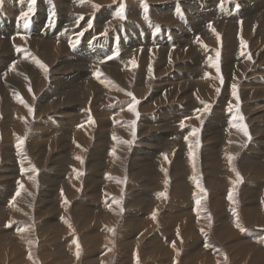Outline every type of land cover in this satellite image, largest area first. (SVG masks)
<instances>
[{
  "label": "rangeland",
  "instance_id": "rangeland-1",
  "mask_svg": "<svg viewBox=\"0 0 264 264\" xmlns=\"http://www.w3.org/2000/svg\"><path fill=\"white\" fill-rule=\"evenodd\" d=\"M10 1L8 2L7 0H0V22H1V24H2V22L5 24V21L8 22V20H9L5 17L6 12H4V10H7L6 8H8L11 11L14 10L13 12H18V10L14 7L15 4L17 5L18 3L20 4V2L21 3L29 2L27 0H16V1L12 0L13 2L12 1L10 2ZM35 1L38 2L39 4L44 3L47 6L46 12L44 10H42L39 7V5H38V8H35L33 10L30 9V6H27V8L25 10H23L22 12H20L17 15L13 14L10 11V13H7L8 16H11L12 18H14L16 15V17H15L17 19L16 24L19 25L21 28L23 27L22 29H23L24 33L19 34L18 36L13 35V32L15 31L14 27H10L7 25H0V35H2L1 39L2 40H7V39L9 40L10 39V41H14L15 37L16 38L20 37V38H25L26 40H28V37L33 36L36 33H37V37H38V33H40L41 28L43 29V30L41 29V31H44L48 25H51V26L57 28L58 27V21L60 19L64 20V16H65L66 19L64 20L62 27H66L65 29L67 31L75 32V35H71V37L76 36V37H74V39H76V42H77L76 44H79V45H77V46L74 45L71 47V49H69L70 48L69 45L68 46L63 45L62 47H64L65 50L70 55L72 54L71 56L76 59V60H72V61H75L74 63L76 65L78 63L81 64V62H82V65L85 66L88 63H95L96 62L100 66H103V65H105V63L108 59H111L112 57L117 58V57L122 56L123 52L119 47L120 42H121L120 34H122L123 37L125 35H129V36L132 35L133 36L135 34H139V35L142 34L141 35V37L143 38L142 40H144L145 37L149 36V38H152V41L155 40L156 38H158V36H160V35H165L168 37L167 39L169 40L170 35L173 33V31L176 28H178L179 31L175 34L177 35V37L180 36V33L183 29V25H185V26L188 25L187 22H184L182 25V22H183V18L186 16V10L189 9V7H188L189 5H186V3L189 4L190 2L195 4V7H193V5L190 6L193 11L195 9L197 11L200 10L199 8L201 6V3L209 5V10L215 11V12H212V16H213L214 20L212 19L211 23H213L215 20H217L216 22H225V24H226V23H228L227 21L229 20V18H233V17L235 18L236 21L238 20L237 21V24H238L237 31L238 30L239 31L236 33V38L238 39L239 46L235 43L233 45H231L230 44L231 41L226 43V41H224L225 33H222L221 31H219L217 29H215L213 32V37H214V44L213 45H211L210 43L208 44L205 39L203 40L202 31H200V30L198 31L195 28L192 29V31L190 30V33H191L192 38H193V39H191V42L194 44L197 43V46L199 43L198 48L201 49V51H202L201 54L199 55V57H201V59L199 61L195 60L196 57H194L193 58L194 60H192V62L193 61L194 62H200L201 61V67H200L201 71L199 74L200 82L202 81L201 85L204 84V85L208 86V84H207L208 81L213 83L210 86L211 89H210V92L208 93V96L207 97L205 95L201 96V93H199V92H201V91H199V87H196V88H192L193 90L187 94H184V91H182L180 96H178V95L174 96L173 98H171V100L157 102V103H154L151 106V108L150 107L145 108L144 105H147L146 99H148L151 95L150 90L147 91L145 94L141 95L140 97L137 96L133 90L132 91L131 90L130 91L125 90V93L127 95L125 97V98H127L126 100H124V101L121 100L119 102L111 100L109 105L114 107V108H117L118 106H119V108H123L126 106L127 107L131 106L130 108L136 107L134 110V114L132 115L131 118L124 116V120H122V122L119 123V124H130V125H132L131 126L132 129L129 132L130 134H128V136L123 135V134L122 135L117 134L115 132V129H114L116 125L113 126V124H111L109 131H107V129H105L106 133H104L105 134L104 138H100L99 140H96V137H97L96 134L91 136V137H88L90 144L91 145L94 144V146H92L91 149L90 148L86 149V147L83 148V146L81 144L77 143L78 137H82V136H76L74 134L66 135L64 137V139L55 142V144L53 145L52 154L50 155V157L48 156L49 153L44 148L42 149V151H38L37 148L31 149L29 147L30 136L33 135L30 132H27L24 134L23 133L18 134L17 138L12 137V136L8 137L7 140H15L14 143L16 145V148H14L15 150L13 152H14V158L16 160H6L4 158L5 150L1 146V148H0V173H1V175H0V192H3V193L0 194L2 196V197H0V242H2L0 244H2L3 246H5V243H7V244L11 243L13 246L15 245V248H14L15 251H13V253H12L13 255L19 251V249L17 248L18 246L23 247L25 250H27V255H29L30 258L35 259L33 261H37V263L39 262L38 264H45V263H42V260H43L42 259L43 255L41 254L42 251H43V253H45V251H48V250L52 251V249L54 250L57 248H59V249L61 248L63 251L64 250L65 251L71 250L72 253L74 252V250L76 251L77 249L80 248L79 250H82V251H79V252H82L87 259L86 261H88L85 263L80 262V264H141V263L142 264H157L158 262L161 264L162 263L163 264H179V259H180V261H184V260H181L183 257H187L188 259H190V262L186 261V262H188V264H223V263L224 264H254V262H255V264H264V254H263V252H264V220L256 221L257 219L253 218L252 212H249V211L243 212V207L245 205V202L247 201L244 197L248 196L249 189L251 191H256V189H253L254 187H256V185L260 186L262 184L261 185L262 189L260 191L261 195L259 196L258 203L256 200H255V202H252V203H255L257 205L262 204L261 206H264V201H263L264 200V177H263L264 174L257 172V169L264 167V157H263V154H262V156L256 155V154H258V148H260L261 145H263V143H264L263 142L264 130H263V128H257L258 131L254 132L251 129L255 125L264 126V118L263 117L257 118L256 121L261 122V124H256V123L250 121V115L252 114V112L249 111V109L247 108V105L250 106V104L247 103V100L244 97V93L248 92V91H253V90H250L251 86H244V83H242V82L240 83V81L243 79L245 80V78L247 76L246 77L245 76H239L238 73L234 72V73H231V75H235V76H232L231 80H230L231 75L228 77V74H226L227 72L225 70L226 69L225 68V62L227 64H231L230 60H232V63L238 65V63L245 62V61H247V59H249V61H251L253 63L251 69L253 67L259 66L256 63L257 60L255 57V54H257V51H255L256 50L255 47L253 49H251V44H250L251 42H254V39L251 38L250 40H248L245 37V35H246L245 31H246V33H251V35H252V33H254V31L257 30L256 28L259 26V23L257 21H255L254 22L255 24L250 27V29H251V31H250V29L248 30L244 26V23H245L244 20L248 21V20L254 18L253 15H254L255 9L264 10V0H246V3H242V4L240 1H239L240 4L237 3V0H209V4H208V0H197L196 3H195V1H191V0H181L185 4H183V3L181 4V1H179L180 6L178 4H176L179 7L178 6L175 7L176 10L174 9L173 14L171 13L170 10H164L162 13H159V15L161 17L154 15L156 12H159V11H156L155 9H153L154 7H152V5L153 4L160 5L161 3H163V0H154V1L149 0L150 3L148 0H137L135 2L136 8L133 7L131 9H130V4H129L128 0H110L111 2L108 1L105 4V6L101 5L99 3H95V0H92L96 4V10L97 11L96 10L90 11L86 15L85 14L81 15L80 13H78L79 14L78 16L81 17L82 19L80 18V20L77 21L78 23H76L75 21H71L72 25L70 24V22L68 20V12H71V11L67 10V12L64 13L65 15L64 14L60 15L58 12L59 11L58 6L54 5L55 0L54 1H48V3L46 2L47 0H35ZM75 1H77V0H75ZM202 1H204V2H202ZM168 2L169 1H166V3H168ZM199 2H200V4H199ZM253 3H254V5H253ZM8 4L9 5L11 4L12 7L9 6ZM234 4H235V8L231 10V13L229 14V16H227L228 18H225V7H227L229 9ZM257 4H259V5H257ZM3 5H5L6 7ZM114 5H116V7H114ZM216 5H217V7H216ZM229 5H230V7H229ZM260 5H263V6H260ZM121 6L124 7V18H120L117 15H115L114 17H111L112 16L110 14L111 11H108L109 7H111V8L114 7L115 11H117V13H118ZM55 7H56V9H55ZM70 7L72 9L71 13H74L76 11V7H75L73 2L72 3L70 2ZM99 17H101V18H103V17L107 18L108 17V20L109 19L112 20V18L114 19L116 17L117 19H119V21L117 24L113 25L111 27V29H109L108 31L101 32L98 30V26H97L98 24H95L96 20L97 21L101 20V19H99ZM223 17H224V19H223ZM2 18L5 21H3ZM163 18L165 20L166 19L167 20L163 21L162 20ZM31 19H32V21H31ZM105 19H104V21H105ZM154 20H156V22L159 24H153ZM21 21H22V24H21ZM104 21H101L102 22L101 24H103ZM164 22H168L169 26H163L164 24H166ZM25 23L26 24L28 23V24L26 25ZM41 23H43V25H40ZM239 24H241V25H239ZM22 25H25V26H22ZM38 26H41V28ZM209 29H210V26H209V28L207 27V30H209ZM27 30H29V31H27ZM140 32H142V33H140ZM93 33H94V35H93L94 38L90 39L89 34H93ZM238 33H239V35H238ZM93 36H91V37H93ZM104 36H111L112 38H110V39L117 46V48L115 46L114 49L112 50V53L109 54L110 58L108 57V58L104 59L105 62H103V60L100 59V57H101L100 51H104V48L106 45L105 41H104L105 40ZM198 37L200 39H198ZM88 38H89V40H88ZM233 38H234V36H233ZM261 39H262V35L259 39L260 43H261ZM181 40H183V37L181 38V36L176 38V42L178 41L179 45L182 42ZM89 41L92 42V47H94L96 44L98 46H95V48H99L100 50L96 53L94 51V53H91L92 55L89 54L87 56L86 54L84 55V53L81 52L82 50H80V49L84 46L83 44H86V42H88L87 44H90ZM47 43H49V42H47ZM102 43H103V45H102ZM249 44H250V46H248ZM17 46H19L18 47L19 49L18 50L16 49L17 50V51H15L16 53L18 52L21 55L23 53H32L31 49H29V47H24L22 44H18ZM188 47H190V46H187V48ZM152 49L153 48L149 49L148 55L152 56V54L154 53ZM230 49H231V52H229ZM76 50L79 53H76L77 52ZM163 50H165V48ZM142 51H143V49L139 50L137 53L132 54L131 60L134 59L133 64L138 63V65H139L140 60L142 58V54H143ZM150 51H151V53H150ZM67 52H65V53H67ZM80 52L82 53V55H80L81 54ZM217 53H219V57L217 56ZM79 55L81 57H79ZM82 56L85 57L86 59L88 58L87 60L85 59L87 62L82 59ZM136 58H138L139 60ZM219 58H220L221 62H220ZM235 59L237 60V62H235ZM136 60H137V62H136ZM150 60H153V59L150 58ZM157 61H158L157 59L153 60V62H155V63ZM152 63L149 62L147 64L148 67H150ZM4 64L5 63H3V66L0 67L1 68L0 70H2V72H4V71L10 72V70L8 69L9 66L6 67ZM170 71H172V70H170ZM185 73H190V72L186 71ZM203 75H204V78H203ZM188 76H190V75H188V74L185 75V77H188ZM171 77L173 78V77H177V76L174 74ZM189 78H192V77H188L187 79H189ZM187 79H184L183 81H185ZM214 80L216 82H214ZM234 82H235V84H234ZM230 84L232 86H230ZM153 85H154V83L152 84V86ZM243 87H245L246 89ZM43 89L45 90V93H48V91H46V90L49 89V86L44 85L42 90L39 91L38 96L45 94ZM232 92H233V94H232ZM192 94H193V96H191ZM236 94H238V95H236ZM223 96H226L227 98H225ZM179 97L180 98H187L186 100H194L195 105L193 107L191 105H187V107H184V108L186 109L185 111H187L189 109V106H190L191 111L195 112V113H193L192 116H190V117H192L191 118L192 121L190 120V117L188 116V117H186L187 121L185 119H183V122H182V120H181V122H175L176 127H177V125H179V127H177L178 131L180 133L183 132V134L185 132V134H186V135L184 134V137L181 139V142H182L181 145L177 144V145H175V147L169 146L167 153L164 152L163 155L160 154V156L157 157V155H158L157 152L159 151V149L158 148L157 149L152 148L151 143H152L153 138H150L151 139L150 143L147 145H144L143 142L140 141L141 129L138 126H140L141 116L144 114L155 115V114L159 113L160 111H163L164 107H167L170 104V102L179 103V100H180ZM228 97H229V99H228ZM237 97H239V99H237ZM177 98H178V100H177ZM223 98H225V105H223V108H222V105H218V103ZM235 98H236V100H235ZM120 102H122L124 104L120 106V104H121ZM129 102H130V104H129ZM162 105H164V106H162ZM196 105H197V107H196ZM90 106L87 107V109L91 113V115H90V118L86 122L92 124L93 129H94V131H93V134H94L95 131L99 129L100 125H103L104 127H106V125L109 121H106L103 123V121H101V119H100L101 115L99 113H97V115H96V113L93 112L94 109L92 108V106L90 108ZM205 109H207V110H205ZM216 109H218L220 112L218 114H221V116H225L226 121L224 123L222 121H214L215 116H212V114L214 113V111ZM183 110L184 109H182L180 111H183ZM137 113H138V115H137ZM202 113H204L203 117L199 121L197 120V122H194L195 119H199V116ZM14 115L15 116H13V117L15 119L17 117L18 118L21 117V115H19V114H14ZM112 115H114L113 112H112L111 116ZM107 116H109V114ZM107 116L105 118H107ZM241 116L243 117V120L240 119ZM35 117L36 116H35L34 111L32 112V114H29V116L24 115V118H27V120H29V122L32 121L33 124H34L33 118H35ZM117 117L118 116H116L115 118H117ZM49 118L51 119V116H49ZM54 119H57V118L55 117ZM42 120H43V118H42ZM236 121L242 122V128L241 129H243V127L246 126L247 131H248V135L243 134L244 138H242V136H240L239 138H233L234 143L238 144L239 148L237 150H235L234 153L228 154L227 151L230 149V143L232 141L231 138H229V135L234 130V125H236V124H232V123L236 122ZM86 122H84L83 124H85ZM123 122H125V123H123ZM3 123H6V120H5L4 116H2V112H1L0 131H5L3 129V125H2ZM141 124H142V122H141ZM182 125H183V127H181ZM47 126L48 125H45V126L42 125L40 127V130H42L43 128H46ZM216 127H219V128H216ZM196 130H198V131H196ZM187 131L190 133H188ZM107 132H109V133H107ZM249 136H250V139H249ZM82 138L84 140H86V136L82 137ZM156 139L158 140V142L160 141L159 137H157ZM21 140L23 141L22 144L20 143ZM2 141H6V139L5 140L2 139ZM43 141H49V149H50L51 144L53 143L52 139H50V138L44 139ZM125 141L130 142L129 144L125 143L127 145V150H126V153L124 155L125 160L127 161L125 172L119 174V173H115V172L110 173L108 170L107 171L104 170V167L106 166L105 163H109L112 166V162L113 161L115 162L116 157H118V156H116V153L119 150V148H121V144H118V143L119 142L124 143ZM158 142H156V143H158ZM72 143H73V145L75 143V146H74L75 149H72L75 151L73 153H70L71 148L69 147V145ZM217 143H219V144H217ZM1 144H3V143H1ZM104 146L107 147L106 152L103 151V153L100 156L99 155V151H100L99 149L101 147H104ZM136 147H138V149H142V150H149L147 152H152L153 150H155L153 152V156H151L150 154L148 156V155H146L145 151H144V153L142 151L141 152L142 154H140L139 157L142 159H147L146 157H148V158H150V161L155 160V163H159V166H163V164L167 163V162H169V164H171L172 161L176 160V157L179 153L180 154L182 153L181 155L184 156L183 158L188 160V161L185 160V162H182V164H181V167L186 168V170H181L182 168L177 169V170H180L179 174L176 176H174L173 174H170L169 182L170 183L174 182V181L175 182H181V181L187 180L189 178L191 185L192 184L194 185V183H195V186H192V189L190 190L191 191L190 197L192 198V200L191 199L188 201L185 199L183 200V196H181L182 198L176 197L175 199H173V196L170 193L171 191L170 192L168 190L166 191L165 188H162L163 190L157 188L156 196H155L157 199L154 200V202H157V200H159V199H160V201H163V199H164V201L160 205L161 211H159V213H161V212L167 211L166 208H168V206L172 207L174 200H183L185 202L184 203L185 206L189 209V211L192 209L190 211V213H192V215H194V216H192L193 217V223H194V231L193 232H185V230L182 229L183 227L179 226L180 224H177L174 227V225H175L174 222L170 223V225L171 224L173 225V226L171 225L172 229L171 228L167 229L166 228L167 224L164 222L163 217H160L159 225H157L156 227H153L152 223L155 222V220H154L155 218H153V214L157 213L159 206L157 207L156 204H152L153 202L151 204L149 203L150 204V206H149L150 211L148 210V212H146L144 206L147 204V202L149 200V196H146V195L140 196V199H138L139 202H137L138 203L137 205H135V201H132L131 192L129 189L130 186L131 185L132 186L139 185V187L143 186L142 180L136 178V176L140 173L136 170H133L131 165L129 167V163H130L131 159L134 157L133 152L136 149ZM19 148H21V149L19 150ZM82 148L84 149V153H83ZM80 150H82V154L78 153V151H80ZM192 150H194V151H192ZM6 151H8V150H6ZM203 151H204V153H203ZM249 151L252 154H250ZM58 153H60L61 156ZM68 153H70V158H72L74 162L73 161L70 162L72 159L68 162L65 161V159H63V158H69ZM92 153H93V156H97V158H103V159L105 158V153L107 155L106 160H104V167L101 168L100 172L97 171V174L95 171L92 170L91 167L88 166V161H89ZM204 154H205V156H204ZM218 154L222 155L220 160H217V161L214 160L212 162H210L208 160V158L211 159L214 156H218ZM224 154H226V155H224ZM203 156H204V161L202 158ZM225 156L227 158H225ZM251 156H255V157H251ZM76 157H79L80 159H77ZM137 157H138V155H137ZM187 158H189V159H187ZM75 160L76 161L81 160L85 166L84 165L78 166L79 164H77ZM160 160L162 161V163L159 162ZM100 161H101V159H100ZM226 161H228L229 163L230 162L231 163L236 162L237 163L236 171H233V170L229 171L230 166L228 164L225 165ZM41 162H44L45 164L43 165ZM53 162L55 163V166L52 164ZM240 163L245 164L247 169L251 168L252 170H255V171L249 172V174H247L245 176L244 172L241 170L242 168L240 169V167H241ZM29 173H32L35 176L33 178V182L28 181V178L30 177ZM79 173H80V175L82 174V177L84 180L79 181L81 179L80 175H78ZM222 173H224V174L222 175ZM237 173H239V177L237 176ZM45 174H48L49 179H50L49 182L47 181L48 182L47 184H46V181L44 180ZM91 174H95V176L97 178L101 179L103 185L102 184L96 185L95 183H94L95 185H92V183L89 184L87 181H88L89 175H91ZM59 175H63V176L61 178H58ZM215 175L217 176L216 178L214 177ZM115 177H116V179H115ZM193 177H195V179H193ZM240 177H242V179H240ZM4 178H6L5 179L6 181L4 180ZM68 179H70L69 180L70 182L68 181ZM215 179H217L221 182L225 181L228 183H226L225 185L222 186L224 188L223 190L219 189V190L215 191L216 193H219V194L221 192H224V195L221 196L219 202L213 203L212 199H213L214 194H213L210 186L208 185V183H211ZM157 180H158V182L162 181V179L158 178V176H157ZM259 181L262 183H259ZM67 184H68V186H67ZM198 184H200L202 186L198 187L197 186ZM236 185H238V186H236ZM69 187L71 189H69ZM114 187H117V190ZM106 188H109L110 192H108V193L105 192ZM111 188H114V189L112 190ZM26 190L28 193L27 194L28 197L22 198L24 193H26ZM142 190L145 191V189H142ZM233 191H234V193H233ZM243 191H244V194H243L244 197H242V195H241V193ZM165 192H166L165 197L159 195L160 193H165ZM167 192H168V194H167ZM17 193H19V195H17ZM262 193H263V195H262ZM86 196H88V197H86ZM230 196H231V199H229ZM261 199H263V200L260 201ZM204 200H205L206 205L204 204ZM197 201H199V203H197ZM67 202H68V204H67ZM83 202H85V203H83ZM16 204L19 208L20 217L18 215L19 213H17V214L9 213V211L11 210L10 207L12 208L13 205L16 206ZM74 205L75 206L77 205L78 207L77 206L75 207ZM192 205H195V206H192ZM203 205H204V207H203ZM190 206H192V207H190ZM206 206H208L207 209H206ZM232 206H234V207H232ZM250 206L252 209L254 208V205H250ZM173 207H175V205ZM173 207L171 208L172 209L171 211H172V214L174 216V219L175 220H181L182 216H180V214H178V212H176L177 209H175V208L173 209ZM49 208H51V210ZM73 209H75V210H73ZM77 209H80V210H77ZM90 210L92 211L93 215H95L96 219L100 218V217L105 218L106 217L105 214L110 216L113 212L118 213V220L108 222V223L101 222L100 220H93L91 225L86 224L85 230L82 231V230H80V228L78 226L79 223L78 222L75 223L74 219L76 218V215L78 212H82V211L85 212V211H90ZM173 210H174V212H173ZM44 211H45V213H44ZM198 211L200 212V214ZM195 212H197V213H195ZM204 212L207 216L204 214ZM206 212L207 213L209 212V213L207 214ZM168 213H170V212H168ZM89 214H91V213H89ZM198 214H199V216H198ZM221 214H223V215H221ZM63 216H65V217H63ZM136 216L139 217V219H140L139 222H141L140 223V225H141L140 230L141 231L134 230L135 226H133V228L132 227L130 228V226H129V228H128V226L126 225L127 224L126 222H128L127 218L130 219L129 223L131 224L133 222L135 223V219L137 218ZM205 216H206V218H205ZM92 218H94V217H92ZM202 218H205V219L201 220ZM225 218H227V219H225ZM69 220H70V222H69ZM170 220H172V219H170ZM45 221H49L48 222V223H50L49 226H48V223H45L47 225H44ZM57 222H63L65 227H54ZM77 223H78V225H77ZM71 224H72V226H70ZM202 224H204V225H202ZM237 224H239L240 227H237L236 226ZM26 226H28V227H26ZM98 226L103 227V228H101V227L99 228L100 232L99 231L96 232V229H98ZM105 226L111 227V230L113 232L111 231L110 233H113L114 237L119 242L116 241V244L112 243V246H111V243L108 240L109 234L107 231H104ZM69 227L73 230H70ZM178 229H180L181 231ZM18 231H19V233H18ZM55 231H57V232H55ZM114 231H115V233H114ZM52 232H54L57 235H59L60 237H62V238H60V242H57L58 241V240H56L57 238H53V240H52L51 236L55 235ZM249 232H251V233H249ZM254 232H256L257 234H261V235L257 236V234ZM143 233H144V240H145L144 242H147V241H148V243L150 242V244H148V246L151 247V245H155V244L160 245V243H161L164 247H166V248L163 247V249H165V250L171 249L172 251L175 250L173 248V244L175 243L176 238L179 239L180 235H181V239H183L184 242L186 241L184 243V242H182V240H180L181 245L184 244V249L180 250L179 254L177 251L175 253L173 252V253L165 254V256L168 259H171V257L173 259L171 261H169V260L165 261L166 263H164V259L166 258L164 255H162L164 257H158L157 255L152 256L150 254L145 255L144 248L146 250H148L147 245L145 247L143 245L142 247H139L138 249H137V247H133L132 250H130L129 247L126 248L127 246H123V243L121 241H123L124 237L126 240L127 239L132 240V239H136V237L142 235ZM252 233H254L256 235L252 236ZM98 234L101 236H99ZM125 234H127V235L125 236ZM178 234H180V235H178ZM23 235H25V236H23ZM26 235H27V237H26ZM82 236H87L84 238H88L87 239L88 242L83 241ZM70 238H72V239H70ZM74 238H75V240H74ZM121 238H123V239H121ZM166 238H168V239L165 240ZM67 239H69V240H67ZM116 239H114V240H116ZM157 239L161 240L160 243H156ZM24 240H28L29 242L25 243ZM93 240H96L95 242H98V243H94ZM170 240H172V241H170ZM15 241H17V242H15ZM192 241H193V243H192ZM14 242H15V244H14ZM92 242H93V244H92ZM108 242H109V244H108ZM189 244H195L197 247L194 248ZM9 245L10 244H8L7 246H9ZM33 245H36V248ZM32 246L34 247V249H31ZM10 247L12 248V246H10ZM109 247H111V257H110L109 262H108L106 259H104V257H105V253H107L110 250ZM187 248H189V249H187ZM2 249H4V248H2ZM2 249L0 251H2ZM191 249H195V252H194V254L189 256L188 251H190ZM89 251H91V253H89ZM237 251H239V254L235 256ZM31 252H32V255H31ZM232 252H234V253H232ZM36 253H39V254H36ZM221 253L223 254V256H220ZM88 254L94 255L91 258L92 262L90 261L89 258H87ZM167 255H169V256H167ZM143 256H144V258H143ZM16 257H18V254L16 255ZM234 257H235V260H233ZM149 258H151L153 260H151ZM191 259H193V261ZM253 259L255 261H253ZM0 261H2L1 263H3V257L2 256L0 257ZM10 261H12V259H10ZM9 262L6 261L5 264H9ZM55 263L56 262H54V261L53 262L49 261L47 264H55ZM56 264H60V263H56ZM65 264H70V260L66 259ZM180 264H185V263L181 262Z\"/></svg>",
  "mask_w": 264,
  "mask_h": 264
},
{
  "label": "bare ground",
  "instance_id": "bare-ground-1",
  "mask_svg": "<svg viewBox=\"0 0 264 264\" xmlns=\"http://www.w3.org/2000/svg\"><path fill=\"white\" fill-rule=\"evenodd\" d=\"M7 1L9 2L10 0H7ZM27 1H29V2L24 3L22 1L24 4L20 2V4L18 3L17 5L16 4L14 5V7L18 10V12H13L14 10L11 11L8 8H6L7 10H4V12H6L5 17L9 20H8V22H6L2 18V20L5 21V24L3 22L1 24V22H0V25H7L10 27H14L15 31L13 32V35L18 36L19 34L24 33V31L22 29L23 27L21 28L19 25L16 24L17 19L15 17L17 14H19L20 12L25 10L27 8V6H30V9L33 10L35 8H38V5H39V7L42 10H44L45 12L47 10V6L44 3L39 4L35 0H27ZM48 1H54V0H47L46 2L48 3ZM91 1L90 0H87V1L86 0H77V1H75V0H63V1L62 0H55L54 5L58 6V10H59L58 12L60 15H62L64 13H66L67 10L72 12V9L70 7V2L74 3V5L76 7V11L74 13L68 12V20H69L70 24L72 25L71 21H75L76 23H78L77 21L80 20L81 17L78 16L79 15L78 13H80L81 15H84V14L86 15L90 11L96 10V4L95 3H99V4L105 6V4L110 0H95V3L93 1L92 2ZM128 1L130 4V9L133 7L136 8L135 2L137 0H128ZM166 1H169V2L166 3ZM179 1H181V0H163V3H161L160 5L153 4L152 5V7H154L153 9H155L156 11H159V12H156L154 15L161 17L159 15V13H162L164 10H170L171 13L173 14L175 7L180 4ZM191 1H195V3H196L197 0H191ZM239 1L241 2V4L246 3V0H237V3L240 4ZM202 2H204V1H202ZM149 3H150V1H149ZM182 3L183 2L181 1V4ZM254 3H253V5H254ZM176 4H178V5H176ZM183 4H185V3H183ZM199 4H200V2H199ZM208 4H209V0H208ZM186 5H189L188 6L189 9L187 8L188 10H186V16L183 18L182 25L184 22H187L188 25L187 26L183 25V29L181 28L182 31L180 33V36H181V38L183 37V40H181L182 42L180 43V45L178 44V41L176 42V38H178L180 36L177 37V35L175 34L179 31L178 28H176V29L174 28L175 30L173 29L174 31L170 35L171 39L169 38V40L167 39L168 37L165 35H160V36H158V38H156L153 41H152V38H149V36H147L144 38V40H145L144 41V40H142L143 38L141 37L142 34L141 35L135 34L133 36L132 35L131 36L125 35L124 37L122 36V34H120L121 42H120L119 47L122 50L123 55L120 57H117V58L112 57L111 59H108L106 61L105 65H103V66H100L96 62L95 63H88L85 66L82 65V62H81V64L78 63L76 65L74 63L75 61H72V60H76V59L73 58L71 56L72 54L70 55L65 50V48L62 46L63 45L68 46L69 45L70 46L69 49H71L72 46H74V45L77 46L79 44H76L77 43L76 39H74V37H76V36L71 37V35H75V32L67 31L65 29L66 27H62L63 22L66 19L65 16H64V20L60 19L58 21V27L57 28H55L51 25H48L44 31H41V29H42L41 26H38L41 28L40 33H38V37H37V33H36L33 36L28 37V40H26L25 38H20V37H17V38L15 37L14 41H10V39L9 40L8 39L2 40L1 39L2 35H0V67L3 66V63H5L4 65L6 67L9 66L8 69L10 70V72H6L4 70H3L4 72H2V70H0V107H1L0 108V116H1V112H2V116H4V118L6 120V123L2 124L3 129L5 131H0V148L2 146V148L5 150L4 158L6 160H16L14 158V152H13L15 150L14 148H16V145L14 143L15 140H7V138L10 136L17 138L18 134H21V133H23V134L27 133V132L32 133L33 135L30 136V140H29V147L31 149L37 148L38 151H42V149L44 148L49 153V155H48L49 157L52 154V149H53V145L55 144V142L64 139V137L66 135L74 134L76 136H82V137L86 136V140H84L82 137H78V140H77V143L81 144L83 146V148L86 147V149L87 148L91 149V147L94 146V144H92V145L90 144L88 137H91V136L96 134L97 135L96 140H99L100 138H104L105 137L104 133H106L105 129H107V131H109L111 124H113V126L116 125L114 129H115V132L117 134H120V135L123 134V135L128 136V134H130L129 132L132 129V127H131L132 125H130V124H119V123L122 122V120H124V116L131 118L132 115L134 114V111L132 109L133 108L135 109L136 107H133L134 106L133 105L132 106L133 108H130L131 106H128V107L126 106L123 108H119V106H118L117 108H114V107L109 105L111 100L117 101V102H119L121 100H123V101L126 100L127 98H125V97L127 95L125 93V90H127V91L133 90L135 92V94L139 97L150 90L151 95L148 99H146L147 105H144L145 108H149V107L151 108V106L154 103L166 101V100H171V98H173L174 96H177V95L180 96L182 91H184V94H187L193 90L192 88H196V87H199V91H201L199 93H201V96L205 95L207 97L208 93L210 92V89H211L210 86L213 83L208 81L207 82L208 86L204 85V84L201 85L202 81L200 82V76H199L200 71H201L200 70L201 69L200 68L201 67V61L200 62H194V61L192 62V60H194L193 58L196 57L195 60L199 61L201 59V57H199V55L201 54L202 51H201V49L198 48L199 43L197 46V43L194 44L191 42V39H193V38H192V35L190 33V30L192 31V29L195 28L198 31L199 30L202 31L203 40L205 39L208 44L210 43L211 45H213L214 44L213 32L215 29H217V30L221 31L222 33H225L224 41H226V43L231 41V43H230L231 45H233L235 43L239 46L238 39L236 38V33L239 31V30L237 31V27H238L237 21L238 20L236 21L235 18L233 17V18H229V20L227 21L228 23H226V24H225V22H216L217 20H215L213 23H211L212 19L214 20V18L212 16V12H215V11L209 10V5L201 3V6L199 8L200 10H198V11L196 9L194 11L191 9L190 6L193 5V7H195V4H193L192 2H190L189 4L186 3ZM257 5H259V4H257ZM3 6H5V5H3ZM9 6H11V4ZM260 6H263V5H260ZM114 7H116V5H114ZM114 7L113 8L109 7V9H108V11H111L110 12V14L112 15L111 17H114L115 15H117L116 14L117 11H115ZM216 7H217V5H216ZM229 7H230V5H229ZM234 8H235V4L233 6H231L229 9L227 7H225V18H228L227 16H229V14L231 13V10ZM55 9H56V7H55ZM10 11L13 14H16L14 18H12L11 16H8L7 13H10ZM253 17L254 18H252L248 21L244 20V22H245L244 26L249 30L250 27L255 24L254 23L255 21H257L259 23V26L256 28L257 30H255L254 33H252V35H251V33H246V31H245V34H246L245 37L248 40H250L251 38L254 39V42H251L250 44H251V49H253L255 47V49H256L255 51H257V54H255V57L257 60L256 63L259 66L253 67L251 69L253 63L251 61H249V59H247V61H245V62L238 63V65L232 63V60H230L231 64H227L225 62V68H226L225 70L227 72V73L226 72L225 73L228 74V77L231 75V73H234V72L238 73L239 76H245V77L247 76L245 78V80L244 79L241 80L240 83L241 82L244 83V86H251L250 90H253V91H248V92L244 93V97L247 100V103L250 104V106L247 105V108L249 109V111L252 112V114L250 115V121H252L256 124H261V122L256 121V120H257V118H260V117L264 118V109H263L264 108V10L255 9ZM105 18L106 17H103V18L99 17V19H101V20L95 21V24H98L97 25L98 30L101 32L108 31L109 29H111V27L113 25L117 24L119 21V19H117L116 17L114 19L112 18V20L111 19L108 20V17L106 19ZM104 19H105V21H104ZM223 19H224V17H223ZM162 20L166 21L167 19L165 20L163 18ZM31 21H32V19H31ZM101 21H104L103 24H101L102 23ZM164 23H166V24H164L163 26H169L168 22H164ZM21 24H22V21H21ZM153 24H159V23H157L156 20H154ZM40 25H43V23H41ZM239 25H241V24H239ZM22 26H25V25H22ZM209 26H210V29L207 30V27L209 28ZM29 30H27V31H29ZM250 31H251V29H250ZM140 33H142V32H140ZM89 35L88 36L90 39L94 38V36H93L94 33L89 34ZM238 35H239V33H238ZM261 35H262V39H261V43H260L259 39H260ZM91 36H93V37H91ZM233 36H234V38H233ZM104 37H105L104 41H105L106 45H105L104 51H100V56H101L100 59H102L103 62H105L104 59H106L108 57L110 58L109 54L112 53V50L116 46V44H114V42L110 39V38H112L111 36H104ZM199 37H198V39H200ZM89 38H88V40H89ZM47 42H49V43H47ZM87 43L88 42H86V44H83L84 46L80 49V50H82L81 52H83L84 55L86 54L88 56L89 54L94 53V51L96 53L100 50L99 48H95V46H98L95 43H94L95 44L94 47H92V42L89 41L90 44H87ZM18 44H22L24 47H29V49H31L32 53H23L22 55L19 54L18 52L16 53L15 51H17L19 49L18 48L19 46H17ZM250 44L248 46H250ZM102 45H103V43H102ZM187 46H190V47L187 48ZM116 48H117V46H116ZM151 48H153L152 50L154 52V53L152 52L153 53L152 56L148 55L149 49H151ZM164 48H165V50H163ZM141 49H143V51H142L143 54L141 53L142 58L140 57L141 60H140L139 65H138V63L133 64L134 59L131 60L132 54L137 53ZM65 52H67V53H65ZM229 52H231V49ZM76 53H79V52L77 51ZM150 53H151V51H150ZM80 55H82V53ZM80 55H79V57H81ZM83 56H82V59L85 60L86 58ZM138 58H136V59H138ZM150 58L153 60L157 59L158 61L155 63V62H153V60H150ZM219 60H220V58H219ZM136 62H137V60H136ZM147 62L148 63L153 62V63L151 64L150 67H148ZM220 62H221V60H220ZM235 62H237L236 59H235ZM45 66L47 68V71H45ZM170 70H172V71H170ZM186 71L190 72V73H185ZM173 73L177 77L172 78L171 76L174 75ZM187 74L190 75L188 77H192V78L187 79L188 77H185V75H187ZM232 76H235V75H231L230 80H231ZM203 78H204V75H203ZM184 79H187V80L183 81ZM214 82H216V81L214 80ZM153 83H154V85L152 86ZM234 84H235V82H234ZM44 85L49 86V89L46 90V91H48V93H45V90L43 89L44 93H45V94H43L44 96L43 95L38 96L39 91L42 90ZM230 86H232V85L230 84ZM243 88H245V87H243ZM232 94H233V92H232ZM236 95H238V94H236ZM191 96H193V94ZM226 96H223V97L227 98ZM225 98L221 99V101L218 103V105H222V108H223V105H225ZM179 99H180L179 103L170 102V104L167 107H164L163 111H160L159 113H157L155 115L144 114L141 116L140 126H138L141 129L140 141H142L144 145H147L150 143V140H151L150 138H153L152 143H151L152 148H156V149L158 148L159 149V151L157 152L158 153L157 157L160 156V154L163 155L164 152L167 153L169 146L175 147V145H177V144L181 145V143H182L181 139L184 137L185 132H184V134H183V132L180 133L178 131V128H177V127H179V125H177V127H176L175 122H181V120L183 122V119L186 120V117H188V116L190 117V116H192L193 113H195V112L191 111L190 106H189V109L187 111H185L186 109L184 108V107H187V105H191L193 107L195 105L194 100H186L187 98H180V97H179ZM228 99H229V97H228ZM177 100H178V98H177ZM235 100H236V98H235ZM120 103H121L120 106L124 104L122 102H120ZM129 104H130V102H129ZM90 105L94 109L93 112H95L96 115H97V113H99L101 115L100 119H101V121H103V123L106 121H109L107 123L106 127H104L103 125H100L99 129L96 130L94 134H93L94 129H93L92 124L86 122L90 118V115H91V113L87 109V107H89ZM197 105H196V107H197ZM91 106H90V108H91ZM162 106H164V105H162ZM182 109H184V110L180 111ZM33 111H34L35 116H36L35 118H33L34 124L32 121L29 122V120H27V118H24V115L29 116V114H32ZM112 112L114 113V115L111 116ZM107 113L109 114V116H107L108 115ZM218 113H220V112L218 109H216L214 111V113L212 114V116H215L214 121H222L224 123L226 121L225 116H221V114H218ZM14 114H19V115H21V117L20 118L17 117L15 119L13 117V116H15ZM203 115H204V113H202L199 116V119H195L194 122H197V120L199 121L203 117ZM49 116H51V119L49 118ZM106 116H107V118H105ZM116 116H118V117L115 118ZM55 117L57 119H54ZM42 118H43V120H42ZM191 118L192 117H190V120L192 121ZM84 122H86L87 124L86 123L83 124ZM141 122H142V124H141ZM123 123H125V122H123ZM232 124H236V125H234V130L229 135V138H231L232 141L230 143V149L227 151L228 154L234 153V151L239 148V145L234 143L233 138H239L240 136H242V138H244V136H243L244 131H243V129H241L242 128V122L236 121V122H233ZM42 125L43 126L48 125V126L46 128H43L42 130H40V127ZM181 127H183V126H181ZM216 128H219V127H216ZM257 128H263V130H264V126H262V125H255L251 129L254 132H256V131H258ZM107 133H109V132H107ZM188 133H190V132H188ZM157 137H159V139H160L159 142L156 139ZM49 138L52 139V141H53L50 149H49V141H43L44 139H49ZM2 139H4V140L6 139V141H2ZM156 142H158V143H156ZM263 142H264V140H263ZM1 143H3V144H1ZM118 144H121V148H119V150L117 151L116 156H118V157H116L115 162L114 161L112 162V166L109 163H105L106 166L104 167V160H106V158H107L106 153H105L104 159L103 158H97V156H93V153H92L90 156V159L88 161V166L91 167L92 170L96 172V174H97V171L100 172L101 168H103V167H104V170H106V171L108 170L110 173L115 172V173L121 174V173L125 172L127 161L125 160L124 155H125L126 150H127V145L125 143H121V142H119ZM217 144H219V143H217ZM74 146H75V143H74V145H73V143L69 145V147L71 148L70 153H73L75 151V150H72V149H75ZM83 148H82V150L84 153ZM106 148L107 147L104 146V147H101L99 149L100 150L99 151L100 156L103 153V151L106 152ZM20 149L21 148H19V150ZM6 150H8V151H6ZM82 150L78 151V153L82 154ZM142 151H143V153L145 151L146 155H148V156H149V154L151 156H153V152L155 150H153L152 152H147L149 150H142V149H138V147H136V149L133 152L134 157L131 159V161L129 163V167L131 165L133 170H136L140 173L136 176V178L142 180V182H143L142 187L143 188L139 187V185H135V186L131 185L130 186L129 189L131 192L132 201H135V205H137L138 204L137 202H139L138 199H140V196L146 195V196H149V200H148L147 204L144 206L146 212H148L149 206L152 202H153L152 204H156L157 207L159 206L157 213H155V219H154L155 222L152 223L153 227H156L157 225H159V222H160L159 219H160V217H163L164 222L167 224V226H166L167 229H170L171 225H172V224L170 225V223L174 222L175 223L174 227L177 224H180L179 226L183 227L182 229H184L185 232H193L194 231V223H193V217L192 216H194V215H192V213H190V211L192 209L189 211V209L185 206V204H184L185 202L183 200L184 199L187 201L190 199L192 200V198L190 197L191 196L190 190L192 189V186H195V183H194V185L193 184L191 185L189 178L187 180H183L181 182H175V181L171 182V183L169 182L170 174H173L174 176L178 175L180 170H177V169L182 168L181 164H182V162H185L186 159L183 158L184 156L181 155L182 153L181 154L179 153L176 157V160L172 161L171 164H169V162H167V163H164L163 166H159V163H155V160L150 161V158H148V157H146L147 159L140 158L139 156H140V154H142L141 153ZM192 151H194V150H192ZM70 153H68L69 158H63L67 162L72 159V158H70ZM203 153H204V151H203ZM249 153L252 154L250 151H249ZM58 154H60V153H58ZM262 154L264 157V143H263V145H261L260 148H258V154H256V155L262 156ZM137 155L139 158L137 157ZM224 155H226V154H224ZM60 156H61V154H60ZM204 156H205V154H204ZM204 156L202 157L203 161H204ZM221 156L222 155L218 154V156H214L211 159L208 158V160L210 162H212L214 160L217 161V160L221 159ZM251 157H255V156H251ZM225 158H227V157L225 156ZM100 159H101V161H100ZM187 159H189V158H187ZM81 160H77V161L75 160L76 163L79 164L78 166L84 165V163ZM72 161H73V159L70 162H72ZM186 161H188V160H186ZM159 162L162 163L161 160ZM41 163L43 165L45 164L44 162H41ZM52 164L55 166L54 162ZM226 164H228L230 166L229 171H231L233 169H235V171H236V169H237V163L236 162H234V163L230 162L229 163L228 161H226L225 165ZM240 165H241L240 169L242 168L241 170L244 172L245 176L247 174H249V172L255 171V170H252L251 168L247 169L245 164L240 163ZM181 170H186V168L183 167ZM257 172L264 174V167L257 169ZM223 174L224 173H222V175ZM0 175H1V173H0ZM78 175H80V173ZM29 176L30 177L28 178V181L33 182V178L35 176L32 173H29ZM62 176L63 175H59L58 178H61ZM157 176H158V178L162 179L161 182H158ZM80 177H81V179L79 181L84 180L82 177V174L80 175ZM214 177L216 178L217 176L215 175ZM263 177H264V175H263ZM5 179L6 178H4V180ZM115 179H116V177H115ZM44 180L46 181V184L50 181L48 174H45ZM69 180L70 179H68V181ZM87 182L89 184L92 183V185L102 184V180L97 178L95 176V174L89 175ZM226 183H228V182H225V181L221 182L217 179L213 180L211 183H208V185L210 186V188L214 194L213 199L211 198L213 203L219 202L221 196L224 195V192H221L219 194V193H216L215 191H217L219 189L223 190L224 188L222 186L225 185ZM259 183H262V182L259 181ZM68 184H67V186H68ZM198 185L200 187L202 186L200 184H198ZM261 185L260 186L256 185V187L253 188V189H256V191H251L249 189L248 196H246V197L243 196L244 191L241 193L242 197H244L247 200L245 202L244 207H243V212H248V211L252 212L253 218L257 219L256 221L264 220V216H263L264 215V206H261L262 204L257 205L255 203H252V202H255V200L258 203L259 196L261 195V192H260L262 189ZM236 186H238V185H236ZM114 188L117 190V187H114ZM114 188H111V189L113 190ZM157 188L158 189L165 188L166 191L167 190L169 192L171 191L170 193L172 194L173 199H175L176 197L182 198L181 196H183V200H174L173 205H172V207L175 205V207H173V209L174 208L177 209V211L176 210L175 211L178 212V214H180V216H182L181 220H175L174 219V216H173L172 211H171L172 207H170V206H168V208H166L167 211L159 213V211H161L160 205L162 204L164 199H163V201H160V199L158 198L159 200H157V202H154V200L157 199L155 197ZM69 189H71V188L69 187ZM142 189H145L146 192L143 191ZM105 192H107V193L110 192V189L106 188ZM1 193H3V192H0V194ZM233 193H234V191H233ZM27 194L28 193L26 190V193H24L22 198L28 197ZM167 194H168V192H167ZM262 195H263V193H262ZM0 197H2V196L0 195ZM86 197H88V196H86ZM163 197H165V196H163ZM262 200L263 199H261L260 201H262ZM83 203H85V202H83ZM67 204H68V202H67ZM204 204H205V200H204ZM250 205H254V208L252 209ZM192 206H195V205H192ZM192 206H190V207H192ZM203 207H204V205H203ZM207 207L208 206H206V209H207ZM232 207H234V206H232ZM10 209L11 210L9 211V213H11V214L12 213H14V214L19 213L18 215L20 217V212H19V208H18L17 204H16V206L13 205L12 208L10 207ZM49 209L51 210V208H49ZM75 209H73V210H75ZM77 210H80V209H77ZM168 212H170V213H168ZM173 212H174V210H173ZM44 213H45V211H44ZM89 213H91V214H89ZM113 213L110 216L105 214V216H106L105 218L100 217V218L96 219L95 215H93L91 210L85 211V212L82 211V212L77 213L74 221H75V223L78 222L79 225H78V223H77V225L79 226L80 230L84 231L86 224L91 225L93 220H100L101 222H106V223L112 222V221H117L118 220V213H114V214ZM195 213H197V212H195ZM199 214H200V212H199ZM199 214H198V216H199ZM204 214H205V212H204ZM221 215H223V214H221ZM206 216H205V218H206ZM63 217H65V216H63ZM92 217H94V218H92ZM169 218L172 220H170ZM205 218H202L201 220H204ZM225 219H227V218H225ZM127 221L128 222H126L127 223L126 225L128 226V228H129V226H130V228L131 227L133 228V226H135L134 230L141 231L140 230V228H141L140 223L141 222H139L140 221L139 217H137L135 219V223L133 222L130 224L129 218H127ZM48 222L49 221H45L44 225H47L45 223H48ZM69 222H70V220H69ZM49 224L50 223H48V226H49ZM202 225H204V224H202ZM70 226H72V224ZM26 227H28V226H26ZM54 227H65V225L63 224V222H57ZM100 227L101 226H98V229H96V232L97 231L100 232V229H99ZM101 228H103V227H101ZM70 230H73V229L70 228ZM178 230H180V229H178ZM57 231H55V232H57ZM104 231H107L109 234L108 240L111 243V246H112V243L116 244L117 239L114 237L113 233H110L112 231L111 227L105 226ZM18 233H19V231H18ZM52 233H54V232H52ZM114 233H115V231H114ZM249 233H251V232H249ZM254 233H256V232H254ZM254 233H252V236L257 234V233L256 234H254ZM54 234L55 235L51 236L52 240H53V238H57L56 239V240H58L57 242H60V238H62V237H60L56 233H54ZM180 234H178V235H180ZM126 235L127 234H125V236ZM260 235L261 234H257V236H260ZM23 236H25V235H23ZM99 236H101V235H99ZM26 237H27V235H26ZM84 237H87V236H82V240L88 242V240H87L88 238H84ZM70 239H72V238H70ZM114 239H116V240H114ZM121 239H123V238H121ZM167 239L168 238H166L165 240H167ZM177 239L178 238H176V240ZM67 240H69V239H67ZM74 240H75V238H74ZM176 240H175V243L173 244V248L175 249L174 251H172L171 249H168V250L166 249L167 251L165 249H163L164 246L160 243L161 240H159V239H157L156 243H160V245L155 244V245H151V247L148 246V244H150V242L149 243H148V241L144 242L145 241L144 240V233L142 235L136 237V239H132V240L127 239L126 240L124 237L123 241H121V240L120 241L123 243V246H127L126 248L129 247L130 250H132L133 247H137V249H138L139 247H142L143 245H144V247L147 245L148 250H146L144 248L145 255L150 254L152 256L157 255L158 257H164L165 254H169V253H173V252L175 253L176 251L179 254V251L184 249V244L181 245V243H180V240H182V242H184L183 239H181V235H180V238L177 241ZM17 241H15V242H17ZM95 241L96 240H93L94 243H98ZM170 241H172V240H170ZM15 242H14V244H15ZM24 242L28 243L29 241L24 240ZM93 242H92V244H93ZM109 242H108V244H109ZM117 242H119V241H117ZM0 243H2V242H0ZM192 243H193V241H192ZM8 244H10V245L7 246ZM8 244L5 243V246L0 244V250L2 248H4V249H2V251H0V257L1 256L3 257V263H1L2 261H0V264H5L6 261L9 262L10 259H12V261H10L9 264H38L39 263V262L37 263V261H33L35 259L30 258V256L27 255V250H25L23 247H20V246L17 247L19 249V251L13 255L12 253H13V251H15L14 250L15 245L13 246L11 243H8ZM189 245H191L194 248L197 247L195 244H189ZM10 246H12V248ZM33 246H35V248H36V245H33ZM33 246L31 249H34ZM164 248H166V247H164ZM79 249H77L76 251L74 250L73 253L71 250H66V251L64 250L63 251L61 248L60 249L57 248L54 250L52 249V251L48 250V251H45V253H43V251H42V253H41L43 255L42 263L47 264L49 261L50 262L54 261L56 263L65 264L66 259L70 260V264H80V262H82V263L88 262V261H86L87 259L84 256V254L82 252H79L82 250H79ZM109 249L110 250L107 253H105V257H104V259H106L108 262H109V259L111 257V247H109ZM187 249H189V248H187ZM77 252L79 253L78 255H77ZM194 252H195V249H191L190 251H188V255L191 256L192 254H194ZM89 253H91V251H89ZM232 253H234V252H232ZM17 254H18V257H16ZM36 254H39V253H36ZM238 254H239V251L236 252L235 256ZM263 254H264V252H263ZM31 255H32V252H31ZM162 255H164V256H162ZM93 256H94L93 254H88L87 258H89L91 261V258ZM167 256H169V255H167ZM220 256H223V254L221 253ZM143 258H144V256H143ZM166 258L164 259V263H166L165 261H168V260L171 261L173 259L172 257H171V259H168V258L166 259ZM149 259H151V258H149ZM187 259H188L187 257H183L181 259L184 261H180V259H179V264L181 262L188 264V262H190V259H188V260ZM151 260H153V259H151ZM191 260L193 261V259H191ZM233 260H235V257ZM186 261H188V262H186ZM253 261H255V260L253 259ZM157 264H161V263L158 262ZM254 264H255V262H254Z\"/></svg>",
  "mask_w": 264,
  "mask_h": 264
},
{
  "label": "snow or ice",
  "instance_id": "snow-or-ice-1",
  "mask_svg": "<svg viewBox=\"0 0 264 264\" xmlns=\"http://www.w3.org/2000/svg\"><path fill=\"white\" fill-rule=\"evenodd\" d=\"M25 15H26V14H25ZM117 16H119L120 18H124V7H123V6L120 7V10H119V12L117 13ZM217 56H219V53H217ZM249 58H250V57H249ZM45 71H47L46 66H45ZM237 99H239V97H237ZM132 110L134 111L135 109L133 108ZM205 110H207V109H205ZM137 115H138V113H137ZM240 119L243 120V117L241 116ZM133 123H134V122H133ZM182 126H183V125H182ZM196 131H198V130H196ZM243 131H244V134H245V135H248V131H247L246 126L243 127ZM249 139H250V136H249ZM20 143L22 144L23 141L21 140ZM124 143H130V142L125 141ZM165 158H166V157H165ZM77 159H80V158L77 157ZM230 159H231V158H230ZM233 171H235V169H233ZM237 176L239 177V173H237ZM193 179H195V177H193ZM240 179H242V177H240ZM197 186L199 187V185H197ZM17 195H19V193H17ZM159 195H161V196H166V193H160ZM229 199H231V196L229 197ZM197 203H199V201H197ZM153 218H155V213L153 214ZM237 227H240V225L237 224ZM78 254H79V253L77 252V255H78Z\"/></svg>",
  "mask_w": 264,
  "mask_h": 264
}]
</instances>
